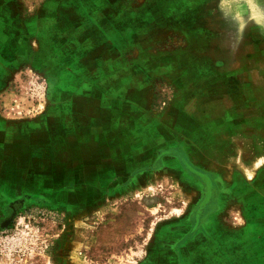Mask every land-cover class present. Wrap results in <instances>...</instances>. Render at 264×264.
I'll use <instances>...</instances> for the list:
<instances>
[{"label": "rangeland", "instance_id": "rangeland-1", "mask_svg": "<svg viewBox=\"0 0 264 264\" xmlns=\"http://www.w3.org/2000/svg\"><path fill=\"white\" fill-rule=\"evenodd\" d=\"M178 3L0 0V141L51 113L101 132L108 108L130 131L112 185L0 218V264H178L175 221L212 215L264 264V0Z\"/></svg>", "mask_w": 264, "mask_h": 264}, {"label": "crops", "instance_id": "crops-1", "mask_svg": "<svg viewBox=\"0 0 264 264\" xmlns=\"http://www.w3.org/2000/svg\"><path fill=\"white\" fill-rule=\"evenodd\" d=\"M162 1L175 9L180 6L179 0ZM54 116H42L0 141V211L4 212L0 218H10L35 203L57 207L63 194L75 185L97 190L105 183L113 184L115 171L111 165L118 149L127 151L129 127L115 124V111L108 108L106 121L99 126L101 132L95 133L92 126L90 133L78 131L69 137L67 121L57 122ZM175 223L184 227L168 233L170 242L177 241V248L158 250L162 257L176 253L178 264H258L257 240L225 227L217 215L210 216L204 229L196 228L188 235L189 221ZM218 224L224 230L221 245L216 234Z\"/></svg>", "mask_w": 264, "mask_h": 264}, {"label": "flooded vegetation", "instance_id": "flooded-vegetation-1", "mask_svg": "<svg viewBox=\"0 0 264 264\" xmlns=\"http://www.w3.org/2000/svg\"><path fill=\"white\" fill-rule=\"evenodd\" d=\"M17 206V205H16Z\"/></svg>", "mask_w": 264, "mask_h": 264}]
</instances>
